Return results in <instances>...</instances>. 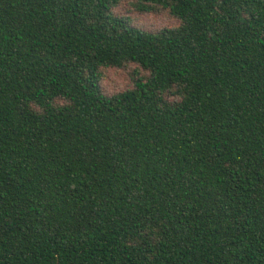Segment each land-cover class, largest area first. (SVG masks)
Listing matches in <instances>:
<instances>
[{"label":"trees","instance_id":"16d2710c","mask_svg":"<svg viewBox=\"0 0 264 264\" xmlns=\"http://www.w3.org/2000/svg\"><path fill=\"white\" fill-rule=\"evenodd\" d=\"M0 264H264V0H0Z\"/></svg>","mask_w":264,"mask_h":264},{"label":"rangeland","instance_id":"374dc122","mask_svg":"<svg viewBox=\"0 0 264 264\" xmlns=\"http://www.w3.org/2000/svg\"><path fill=\"white\" fill-rule=\"evenodd\" d=\"M114 11L118 15L127 17L131 23L145 29H159L165 26H174L177 19L169 14L166 9L156 8L154 11L142 12L137 10L131 1H121ZM134 65L125 68L105 67L102 69L100 85L107 93L125 90L132 85Z\"/></svg>","mask_w":264,"mask_h":264}]
</instances>
